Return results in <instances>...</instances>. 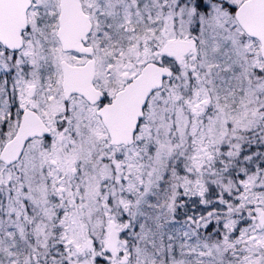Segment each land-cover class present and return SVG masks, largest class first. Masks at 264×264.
<instances>
[{"label":"snow or ice","instance_id":"obj_1","mask_svg":"<svg viewBox=\"0 0 264 264\" xmlns=\"http://www.w3.org/2000/svg\"><path fill=\"white\" fill-rule=\"evenodd\" d=\"M0 264H264V0H0Z\"/></svg>","mask_w":264,"mask_h":264}]
</instances>
